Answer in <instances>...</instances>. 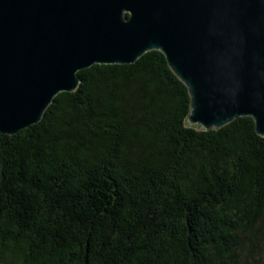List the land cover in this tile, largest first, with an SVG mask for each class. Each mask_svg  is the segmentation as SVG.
<instances>
[{
  "label": "trees",
  "instance_id": "16d2710c",
  "mask_svg": "<svg viewBox=\"0 0 264 264\" xmlns=\"http://www.w3.org/2000/svg\"><path fill=\"white\" fill-rule=\"evenodd\" d=\"M40 119L0 132V264H264V136L187 125L152 48L76 70Z\"/></svg>",
  "mask_w": 264,
  "mask_h": 264
},
{
  "label": "water",
  "instance_id": "95a60500",
  "mask_svg": "<svg viewBox=\"0 0 264 264\" xmlns=\"http://www.w3.org/2000/svg\"><path fill=\"white\" fill-rule=\"evenodd\" d=\"M152 48L187 88V125L249 115L264 136V0H0V132L38 121L77 69Z\"/></svg>",
  "mask_w": 264,
  "mask_h": 264
}]
</instances>
